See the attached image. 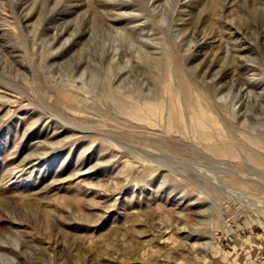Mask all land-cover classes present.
<instances>
[{
    "label": "rangeland",
    "instance_id": "1",
    "mask_svg": "<svg viewBox=\"0 0 264 264\" xmlns=\"http://www.w3.org/2000/svg\"><path fill=\"white\" fill-rule=\"evenodd\" d=\"M182 75L236 155L194 133ZM146 99L164 104L151 125L119 109ZM248 138H264V0H0V264H264Z\"/></svg>",
    "mask_w": 264,
    "mask_h": 264
},
{
    "label": "bare ground",
    "instance_id": "2",
    "mask_svg": "<svg viewBox=\"0 0 264 264\" xmlns=\"http://www.w3.org/2000/svg\"><path fill=\"white\" fill-rule=\"evenodd\" d=\"M180 71L182 72L181 68H179V72ZM179 91L183 95L184 103L189 109L190 116L189 118H187V120L189 119L191 126L193 127L195 131L194 133H196L197 136L201 137L202 139L206 140L207 147L213 150L214 152L218 154L229 153L233 156L236 155L234 149L231 148L227 144L231 142L230 141L223 142L225 140L224 137L227 136L228 134L227 135L224 134V132L221 130L220 126L218 125V122L212 116V114L210 113L209 109L205 105L202 98L197 94V92L194 90L190 81L184 75H182L180 82H179ZM176 95H177L176 101L174 104L175 106L173 105L172 108L171 107H169V109L167 108V114H164L166 115V121H167L168 126L172 129L178 128L177 125H179L183 117L180 112L181 107L179 105L177 91H176ZM156 101H157L155 103L156 105L155 104L153 105L150 99H146L143 102L134 101V102H130V109H127L126 107L127 105L120 106L119 109L122 108V110H126V115L131 116L137 121L150 124L152 123L151 118L154 116L156 117V115H161L162 111L164 110L163 101L158 100V99H156ZM184 110H186V108ZM175 115L177 116L179 121L175 118ZM185 116H187L186 113H185ZM160 117L162 118V116ZM248 139L251 140V142L252 141L258 142V143L261 142L264 144V138H262L263 140H260V138H248ZM247 155H248V158L252 160L254 163H257V164L264 163L263 157L255 152L249 151ZM123 232H124V229L119 228L117 230H114L112 234L106 236L103 240L104 241L103 246H102L104 247L103 249H111L112 248L111 245L113 244L114 241L117 240V235ZM131 242H132L131 246L125 247L121 250V252L125 255V257H128L129 259L136 256L139 250V247H140V242L135 235L132 236ZM98 247H99L98 249L100 250V246Z\"/></svg>",
    "mask_w": 264,
    "mask_h": 264
}]
</instances>
